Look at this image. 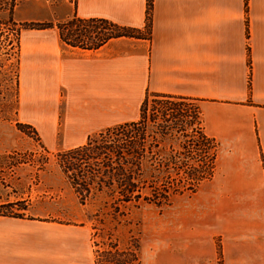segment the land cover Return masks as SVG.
Masks as SVG:
<instances>
[{"label": "crops", "instance_id": "0c3cea01", "mask_svg": "<svg viewBox=\"0 0 264 264\" xmlns=\"http://www.w3.org/2000/svg\"><path fill=\"white\" fill-rule=\"evenodd\" d=\"M146 1L39 0L23 21L78 16L143 30ZM150 21L149 39L92 49L61 43L56 27L22 30L19 119L64 150L136 120L147 94L197 101L219 143L211 183L235 200L237 236L264 247V0H152ZM38 217L0 216V264L91 262L79 226Z\"/></svg>", "mask_w": 264, "mask_h": 264}, {"label": "rangeland", "instance_id": "374dc122", "mask_svg": "<svg viewBox=\"0 0 264 264\" xmlns=\"http://www.w3.org/2000/svg\"><path fill=\"white\" fill-rule=\"evenodd\" d=\"M37 1L0 0V205H8L0 208L8 215L0 216L46 215L49 221L79 226L89 264H264L258 239L246 242L237 236L235 200L220 197V184H212V177L194 191H176L192 181L169 165H201L200 159L190 158L199 144L197 132L203 130L201 115L194 112L197 101L148 97L142 124L148 151L142 164L144 187L139 198L128 201L110 185L105 167L95 182L89 184L87 177L79 187V168L69 170L61 163L67 149H47L35 127L19 119L20 34L27 30L20 23L29 22L23 20ZM106 27L88 20L67 28L79 29V41L90 47L110 31ZM142 32L148 39L146 26Z\"/></svg>", "mask_w": 264, "mask_h": 264}, {"label": "trees", "instance_id": "16d2710c", "mask_svg": "<svg viewBox=\"0 0 264 264\" xmlns=\"http://www.w3.org/2000/svg\"><path fill=\"white\" fill-rule=\"evenodd\" d=\"M152 7V0L146 1V17L145 26L147 28L148 39L150 37L151 31V21L150 13ZM96 20L104 23L108 27L104 30H110L98 37L97 42L92 44L90 47L84 46L79 41V29L68 30L70 24H79L80 22ZM23 29H46L51 27H56L59 33L60 40L71 47H78L83 49L98 48L103 45L106 41L115 38H131V39H144V34L141 29L119 25L112 21L102 19V18H79L78 16H72L65 21L61 22H23L20 23ZM65 28L68 34L63 32ZM68 35V36H67ZM248 87L250 83L248 82ZM149 96H163V97H173L182 99H191L184 96H176L169 94L151 93L147 94L143 99L139 108V118L138 120L124 122L116 124L114 126L107 127L98 133L89 135L85 143L75 146L73 148L67 149L63 155L65 158L61 159V163L64 164V168L76 171L79 168V187L86 184V178L90 177L89 180L93 183L95 182L94 177L97 173H100L102 167L108 168L111 172V184H114L115 188L119 189V195L125 200H131L132 198H139L141 189L144 187V182L141 181L142 175V164L148 153L144 144V135L142 124L144 120V109L148 101ZM192 100V99H191ZM195 114H198L199 107L194 110ZM30 127V126H29ZM202 130V128H201ZM197 132L199 137V144L195 156V160L200 159V166H191L188 161L185 163L176 164L173 162V166H170L177 176L184 175L187 177L189 182L187 186L177 188L176 191H194L196 186L205 179H209L213 176L216 169V161L219 152V143L214 137L207 135L203 130ZM35 136L38 139L37 133L33 130ZM97 135V137H96ZM150 152V151H149ZM189 158V157H188ZM82 166H86L89 170L83 169ZM168 166V165H167ZM96 167V168H94ZM95 171V172H94ZM89 172L91 176H86L85 173ZM75 178L78 179L77 174ZM100 180L98 185H102L104 182ZM75 183V182H74ZM87 183V184H88ZM78 184V183H77ZM97 184V182H96ZM112 187V186H111ZM89 186L85 187L86 192H89ZM180 189V190H179ZM155 198L159 197V193L155 192L152 194ZM147 198L151 201L155 198ZM8 205H0V208L7 207ZM0 215H8L4 211L0 210ZM13 216V214H9Z\"/></svg>", "mask_w": 264, "mask_h": 264}]
</instances>
